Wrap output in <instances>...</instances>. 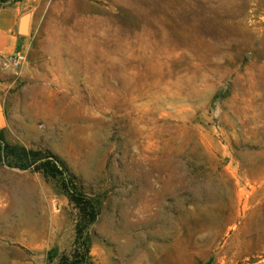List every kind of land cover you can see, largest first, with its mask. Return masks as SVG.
<instances>
[{
  "label": "rangeland",
  "instance_id": "obj_1",
  "mask_svg": "<svg viewBox=\"0 0 264 264\" xmlns=\"http://www.w3.org/2000/svg\"><path fill=\"white\" fill-rule=\"evenodd\" d=\"M0 134L95 201L93 264H264V0H0ZM59 180L0 165V264H61Z\"/></svg>",
  "mask_w": 264,
  "mask_h": 264
},
{
  "label": "trees",
  "instance_id": "obj_2",
  "mask_svg": "<svg viewBox=\"0 0 264 264\" xmlns=\"http://www.w3.org/2000/svg\"><path fill=\"white\" fill-rule=\"evenodd\" d=\"M0 165L33 170L47 179L60 181L61 189L78 213L73 249L61 258V264H93L90 229L99 218V210L95 201L82 191L76 178L68 173L64 163L50 152L11 145L0 134Z\"/></svg>",
  "mask_w": 264,
  "mask_h": 264
},
{
  "label": "crops",
  "instance_id": "obj_3",
  "mask_svg": "<svg viewBox=\"0 0 264 264\" xmlns=\"http://www.w3.org/2000/svg\"><path fill=\"white\" fill-rule=\"evenodd\" d=\"M19 5L0 9V60H9L28 47V24Z\"/></svg>",
  "mask_w": 264,
  "mask_h": 264
},
{
  "label": "built area",
  "instance_id": "obj_4",
  "mask_svg": "<svg viewBox=\"0 0 264 264\" xmlns=\"http://www.w3.org/2000/svg\"><path fill=\"white\" fill-rule=\"evenodd\" d=\"M24 61V55L22 53H16L11 59V64L13 67L18 68L24 63Z\"/></svg>",
  "mask_w": 264,
  "mask_h": 264
}]
</instances>
